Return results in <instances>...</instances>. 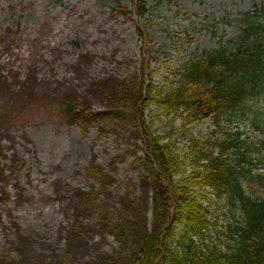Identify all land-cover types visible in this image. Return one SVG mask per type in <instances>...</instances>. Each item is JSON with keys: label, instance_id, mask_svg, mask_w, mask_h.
Here are the masks:
<instances>
[{"label": "rangeland", "instance_id": "rangeland-1", "mask_svg": "<svg viewBox=\"0 0 264 264\" xmlns=\"http://www.w3.org/2000/svg\"><path fill=\"white\" fill-rule=\"evenodd\" d=\"M146 2L138 17L132 0H0V264H132L146 234L180 230L166 222L135 106L143 85L159 88L167 68L192 53L222 45L251 52L243 17L261 15L264 0ZM67 101L76 104L55 109ZM246 105L221 127L243 142L232 152L250 162L238 168L264 175V87ZM145 117L161 134L170 121L180 125L151 105ZM213 129L205 122L190 131L201 140ZM240 183L264 197L256 180ZM199 200L215 224L206 241L233 244L239 201L209 189ZM176 240L173 233L168 245Z\"/></svg>", "mask_w": 264, "mask_h": 264}, {"label": "trees", "instance_id": "trees-1", "mask_svg": "<svg viewBox=\"0 0 264 264\" xmlns=\"http://www.w3.org/2000/svg\"><path fill=\"white\" fill-rule=\"evenodd\" d=\"M146 4V0L134 2L138 17L145 16ZM117 10L125 13L121 5ZM252 33V40L261 43L254 44L251 54H246L247 47L245 51L219 47L192 53L177 67L167 68L159 88L143 85L140 103L135 106L137 130L150 176L162 190L166 222L180 224V230L175 233L168 227L146 234L132 264H264V198H250L239 182L240 177L256 179L264 187V175L238 168L250 162L238 149L232 152L243 142L239 133L221 127L224 115L239 110L257 87L264 86V26L255 25ZM169 75L174 78L171 82ZM73 104L70 101L59 107L69 110ZM148 105L162 117L179 120V127L173 128L170 121L172 130L161 134L154 129L153 119L145 117ZM205 122L214 129L199 140L190 128ZM217 134L222 137H215ZM204 189L218 195L229 191L239 201L242 223L228 227L233 244L206 241L205 233L215 224L209 222L199 202ZM173 233L177 240L171 248L168 239Z\"/></svg>", "mask_w": 264, "mask_h": 264}]
</instances>
